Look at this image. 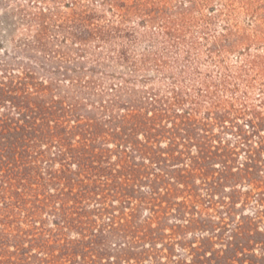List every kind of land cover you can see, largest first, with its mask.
I'll list each match as a JSON object with an SVG mask.
<instances>
[{
	"label": "trees",
	"instance_id": "16d2710c",
	"mask_svg": "<svg viewBox=\"0 0 264 264\" xmlns=\"http://www.w3.org/2000/svg\"><path fill=\"white\" fill-rule=\"evenodd\" d=\"M136 2L0 0L1 6H14L8 12L0 11L1 38L14 44L13 51L4 52L6 59L0 60V226L11 223L15 209L26 208L28 198L36 190L34 186L46 189L61 180L57 172L44 178L42 165L56 160L51 157L52 151L63 160L66 172L76 165L80 171L94 172L91 174L95 177L121 178L114 168L116 164L106 162L105 151L94 145L98 138L108 137L115 143L119 149L117 165L130 176L142 170H136L138 166L143 171L148 168L134 164L136 155L159 166L161 158L155 144L161 138H167L171 148H189L196 142L198 159L212 160L209 146L196 140L212 139L211 122H207L208 118L205 123L193 119L194 109L178 112L179 106L184 105L179 94L169 101L155 93L145 96L111 85L112 99L92 100L107 92L97 91L95 81L84 80L87 73L99 72L78 66L80 59L89 57L103 68H109L105 61L115 63L132 78L140 71L160 72L165 66L163 57L179 45L165 21L160 23L161 14L165 13L156 10L153 3V8L148 9ZM132 18L138 21L130 26ZM17 33L25 38L16 40ZM18 54L30 61L22 71H15L11 65ZM185 60L189 61V57ZM33 67L44 71L46 79L37 78ZM64 81H68L70 89L61 91L59 85ZM88 106L94 113L86 110ZM211 119L223 127L224 118L215 114ZM76 137L80 138L79 148L73 144ZM113 171L119 174L113 175ZM218 185L209 188V199ZM125 191L120 189L122 195H126ZM229 198L230 201L221 202L222 209H215L219 221L209 216L192 218L188 220L190 227L183 226L200 234L198 243H164L159 221L148 219L135 226L110 220L101 225L78 223V239L48 240L39 253H32L3 228L0 264H264V240L259 239L264 234L257 225V219L264 218V193L252 197L261 208L233 224L226 222L235 207L234 197ZM207 203L209 207L214 205L212 200ZM190 209L199 215L197 205ZM226 232L230 235L225 236ZM164 259L166 262L162 263Z\"/></svg>",
	"mask_w": 264,
	"mask_h": 264
},
{
	"label": "rangeland",
	"instance_id": "374dc122",
	"mask_svg": "<svg viewBox=\"0 0 264 264\" xmlns=\"http://www.w3.org/2000/svg\"><path fill=\"white\" fill-rule=\"evenodd\" d=\"M149 1L150 4H146ZM139 3L148 9L154 4L156 10L165 13L161 14L160 23L165 21L172 39L179 45L163 57L165 66L160 72L140 71L132 77L134 79L115 63L105 61L109 68H103L92 63L89 57L80 59L78 66L99 72L87 73L84 80L95 81L97 91L107 92L92 100L112 99L111 85L145 96L155 93L169 101L179 94L184 105L179 106L178 112L194 109L193 119L205 123L208 118L207 122H211L212 139L196 140L200 145L209 146L212 160L198 159L196 142L189 148L182 145L171 148L169 140L161 138L155 144L161 158L159 166L151 165L147 159L142 161L136 155L134 164L148 168L143 171L138 168L142 166H138L136 170H142L130 176L117 165L119 149L115 143L108 137L98 138L94 145L105 151L106 162L116 164L114 168L120 174L113 171V175L119 174L121 178L95 177L91 174L94 172L80 171L76 165L66 172L63 160L52 151L51 157L56 160L42 165L44 178H49L48 173L57 172L61 180L46 189L34 186L36 190L28 198L26 208L15 209L9 219L11 223L0 226V230L6 228L32 253H39L48 240L78 239V223L101 225L110 220L135 226L148 219L159 221L164 243H198L200 234L183 226L190 227L188 220L192 218L209 216L219 221L215 209H222L221 202L230 201L229 197H234L235 207L231 221L226 219L228 224L237 223L243 216L251 217L261 208L252 197L264 193V0H137L135 4ZM13 7L12 4L0 5V11L8 12ZM106 16L110 18L109 13ZM129 21L132 26L138 20ZM1 37L0 30V48L3 49L0 60H3L6 59L4 52H12L14 44ZM24 38L22 33H17L16 40ZM209 50L213 53L209 54ZM187 56L189 61L185 60ZM13 58L16 62L11 65L15 71H22V67L30 63L20 54ZM34 69L37 78L46 79L44 71ZM67 82L60 83L61 91L70 89ZM86 110L94 113L89 106ZM215 114L224 118L222 125L227 129L211 119ZM78 141L80 138L76 137L73 144L79 148ZM216 184H220L217 192L209 199L208 190ZM120 189H125L126 195H122ZM248 196L252 197L246 203ZM207 200H212L214 205L209 207ZM193 205H197L200 216L191 213ZM257 222H260L258 231L264 234V218ZM227 235L230 233L226 232ZM259 239L264 240V235ZM259 250L257 246L255 253H260ZM165 262L164 259L162 263Z\"/></svg>",
	"mask_w": 264,
	"mask_h": 264
}]
</instances>
